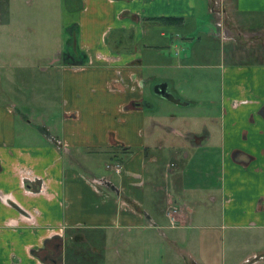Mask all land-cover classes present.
<instances>
[{
    "label": "crops",
    "instance_id": "1",
    "mask_svg": "<svg viewBox=\"0 0 264 264\" xmlns=\"http://www.w3.org/2000/svg\"><path fill=\"white\" fill-rule=\"evenodd\" d=\"M52 1L58 56L39 71L57 77V109L40 105L48 111L39 117L46 130L35 134L30 117L18 127V102H0V264H64L74 228L101 230L121 264L150 257L160 264H264V249L258 256L252 250L251 259L244 253L234 263L214 261L204 256L214 243L199 249V231L188 235L228 229L232 239L252 233L264 244V0H215L219 12L207 0L218 14L209 28L199 24L206 0ZM161 16L177 18L150 19ZM18 31L0 21L7 45L25 44ZM75 45L85 62L64 63L62 53ZM196 69L218 76L214 115L194 116L183 106L196 100L182 85L212 75ZM207 119L213 125L200 134ZM203 156L219 162V224L194 223L182 193L188 166ZM99 162L121 169L102 173ZM170 202L178 206L174 216ZM116 237L127 245L110 243Z\"/></svg>",
    "mask_w": 264,
    "mask_h": 264
},
{
    "label": "rangeland",
    "instance_id": "2",
    "mask_svg": "<svg viewBox=\"0 0 264 264\" xmlns=\"http://www.w3.org/2000/svg\"><path fill=\"white\" fill-rule=\"evenodd\" d=\"M213 1V6L217 9L215 11L219 12V1ZM201 11H203L200 12L199 16V24L201 26L209 28L211 19H213V22L218 20L217 13L209 12L207 0L201 6ZM57 17L58 7L54 5L52 0L49 2L44 0H0V21L9 20L12 22V26L15 29L17 28V31V24L26 26L18 31L24 33L25 37H21H24L25 44H21L22 41L20 40L23 39L18 37L16 41H20L19 43L7 45L6 39L0 36V102H18L19 110L16 118L18 127L23 119L30 117V126L34 128L31 129V133L35 134H39L36 130L40 132L46 130L44 125H40L39 117L41 113H47L48 111L40 107V105L50 106L56 110L61 100L59 88L57 87V77L52 74L51 69L39 71L41 66L47 63L48 58L58 56V52L54 51L58 45L56 44L55 35L57 33L56 26H54ZM218 27H220V24ZM63 35L67 36L65 32ZM59 45L60 47H68V45L64 44ZM248 56L252 55L249 54ZM243 58L249 59V57ZM196 73L200 75L209 73L212 75L203 76L205 78L201 76L190 77V82L182 85L188 96H193L194 100H196L193 105L183 106H189V112L194 116L198 115L197 111L201 115L200 111L202 110H204L205 116L207 112L210 113L209 116L214 115L217 112L216 109L219 102L218 76L214 72H208L207 70L196 69ZM177 106L182 107L180 104ZM157 111L161 112L163 108L157 109ZM174 113L179 115L180 112L174 111ZM195 120H198V118ZM205 122L200 128L202 130L200 134L213 125L212 121H208V119ZM163 159L166 163L171 161L169 155H166ZM191 162L193 163V160ZM208 163L212 165L211 172L209 175L207 173L202 174V169L207 168ZM99 165L102 173L110 172V169L104 166V163L99 162ZM195 165L196 163L188 166L185 182L189 187L182 192L184 200L193 207V212L190 216H193L194 223L210 222L219 224L221 222L220 216H222L219 197V162L214 156H203L201 163L198 166ZM172 166L177 168L174 164ZM196 184L202 187L197 189ZM212 196H216L215 201L212 200ZM167 210L172 214L178 210V206L174 202H170ZM172 215L174 216V213ZM206 216H213V218L209 220ZM198 231L200 234L199 249L203 246L202 242H209L210 245L214 243V250L209 249L204 256L213 257L214 261L217 262L226 263V260H231L234 263L233 258L238 259L244 253L249 254V259H251L252 250L257 254L264 249V244L258 243V237L252 233H246L244 237L232 239L228 235L230 232L228 229H220L219 234H222V236L214 234V236L208 237V228H194L188 231L189 238L195 236ZM67 234L64 247V264H121V258L114 252V248L104 246L106 240L101 230L74 228L68 231ZM234 240H236V243L231 242ZM111 242L112 244L127 245L119 237L113 238L110 240ZM185 246L190 247L188 242L185 243ZM196 248L197 246H195ZM218 249L219 254H217ZM197 255H199L198 251ZM161 261L162 259L159 257H150L146 260V264L147 262L160 264ZM138 262L142 264V260Z\"/></svg>",
    "mask_w": 264,
    "mask_h": 264
},
{
    "label": "trees",
    "instance_id": "3",
    "mask_svg": "<svg viewBox=\"0 0 264 264\" xmlns=\"http://www.w3.org/2000/svg\"><path fill=\"white\" fill-rule=\"evenodd\" d=\"M177 17H172V16H161V17H150V19L153 20H164V21H171L173 19H176ZM71 31H73V29L71 27H69ZM73 49L71 50V53H69L68 51H65L62 53L61 55V59L64 63H68V64H72V65H77V64H82L85 62L86 60V55L84 54V52L82 50H80L78 48L77 45L72 47ZM58 238V237H57ZM51 240V238H49L48 240H46V245L47 243Z\"/></svg>",
    "mask_w": 264,
    "mask_h": 264
},
{
    "label": "water",
    "instance_id": "4",
    "mask_svg": "<svg viewBox=\"0 0 264 264\" xmlns=\"http://www.w3.org/2000/svg\"><path fill=\"white\" fill-rule=\"evenodd\" d=\"M159 92H161V94L171 98L174 101H179L178 98H176L172 93L166 91L163 87L159 88Z\"/></svg>",
    "mask_w": 264,
    "mask_h": 264
},
{
    "label": "built area",
    "instance_id": "5",
    "mask_svg": "<svg viewBox=\"0 0 264 264\" xmlns=\"http://www.w3.org/2000/svg\"><path fill=\"white\" fill-rule=\"evenodd\" d=\"M106 167H108V168H112V169H114L115 171H120V169H121L120 163H118V162L107 163V164H106ZM100 181H101V180H100Z\"/></svg>",
    "mask_w": 264,
    "mask_h": 264
}]
</instances>
